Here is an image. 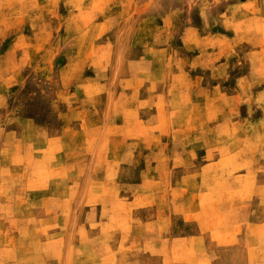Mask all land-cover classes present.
<instances>
[{"label": "rangeland", "instance_id": "obj_1", "mask_svg": "<svg viewBox=\"0 0 264 264\" xmlns=\"http://www.w3.org/2000/svg\"><path fill=\"white\" fill-rule=\"evenodd\" d=\"M83 106L126 199L22 163ZM0 264H264V0H0Z\"/></svg>", "mask_w": 264, "mask_h": 264}, {"label": "crops", "instance_id": "obj_2", "mask_svg": "<svg viewBox=\"0 0 264 264\" xmlns=\"http://www.w3.org/2000/svg\"><path fill=\"white\" fill-rule=\"evenodd\" d=\"M84 109L83 106L80 111L71 113L73 119L83 121L79 128L64 127L59 135L51 138H48L41 128L35 127L30 122L25 123L24 129L39 138L25 145V149L20 154L22 163L28 165L46 163L47 168L52 170L47 173L54 177L55 185L60 182L81 184L83 199L96 201L107 199L112 203L113 198L115 201L126 199L121 191L116 192L113 197V184L116 185L123 165L130 163H120V151L113 159L112 113L105 110L95 115L94 112L87 113ZM92 118L102 120L100 128L86 127V121ZM130 183L133 184L131 181ZM140 198L139 194L133 195L130 206L139 203ZM130 222L139 225L143 220L130 216Z\"/></svg>", "mask_w": 264, "mask_h": 264}, {"label": "bare ground", "instance_id": "obj_3", "mask_svg": "<svg viewBox=\"0 0 264 264\" xmlns=\"http://www.w3.org/2000/svg\"><path fill=\"white\" fill-rule=\"evenodd\" d=\"M51 169V168H50ZM112 203V202H111ZM41 216V215H40ZM91 229V228H90ZM104 255V254H103Z\"/></svg>", "mask_w": 264, "mask_h": 264}]
</instances>
